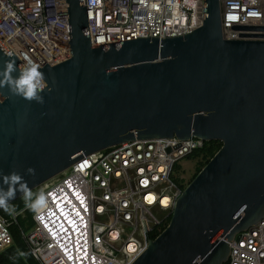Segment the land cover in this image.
Returning <instances> with one entry per match:
<instances>
[{"label":"water","instance_id":"water-1","mask_svg":"<svg viewBox=\"0 0 264 264\" xmlns=\"http://www.w3.org/2000/svg\"><path fill=\"white\" fill-rule=\"evenodd\" d=\"M67 4L71 59L47 65L23 42L43 64L45 102L0 89V172L20 173L34 190L125 141L220 140L131 264H225L228 243L264 217V25H233L252 32L225 39L219 0H205L203 23L189 33L93 46L87 0ZM10 59L18 76L23 63L0 39V69Z\"/></svg>","mask_w":264,"mask_h":264},{"label":"built area","instance_id":"built-area-1","mask_svg":"<svg viewBox=\"0 0 264 264\" xmlns=\"http://www.w3.org/2000/svg\"><path fill=\"white\" fill-rule=\"evenodd\" d=\"M87 2L93 46L182 35L204 20L205 0ZM219 7L225 39L252 32L233 25H264V0H219ZM0 39L23 64L25 57L38 62L25 40L47 65L66 62L72 57L67 0H0ZM204 142L135 139L85 157L32 190L48 195L43 215L26 209L23 197L17 214L0 211V253L13 245L18 225L38 264H131L169 225L187 187L179 166ZM28 217L27 231L19 219ZM228 244L225 264H264V217Z\"/></svg>","mask_w":264,"mask_h":264},{"label":"clouds","instance_id":"clouds-1","mask_svg":"<svg viewBox=\"0 0 264 264\" xmlns=\"http://www.w3.org/2000/svg\"><path fill=\"white\" fill-rule=\"evenodd\" d=\"M42 67L43 64L25 57L23 66H19V75L13 76V73L17 71L15 60L5 61L4 67L0 69V89L7 88L13 96H19L29 102L34 101L42 105L45 100L41 93H44L46 89L51 91L45 74L41 71ZM26 171L32 176L36 175V170L33 167L27 168ZM0 177H2L0 208H3L5 212L10 215L17 214L16 207L10 203L15 199L17 191L22 193L25 208L35 213L37 217L43 215L48 209V195L43 190L33 192L20 173L16 171L9 174L0 172ZM3 185H7V188Z\"/></svg>","mask_w":264,"mask_h":264},{"label":"trees","instance_id":"trees-1","mask_svg":"<svg viewBox=\"0 0 264 264\" xmlns=\"http://www.w3.org/2000/svg\"><path fill=\"white\" fill-rule=\"evenodd\" d=\"M221 148V141L220 140H206L204 142V147L202 149L195 150L193 154L196 156L200 154H205L204 158H209L206 161V164L209 160L218 152ZM192 157V155H190ZM189 156V157H190ZM200 171V170H199ZM23 204L21 198L16 200L12 203L16 208L21 207ZM23 219H19V224L22 223ZM26 220L31 219L28 217ZM32 223V221H31ZM13 232V245L0 253V264H38L33 258L30 252L28 245L22 239L21 232L19 230L18 225H14L12 227ZM152 238H155V234H151ZM24 253V255H21Z\"/></svg>","mask_w":264,"mask_h":264},{"label":"rangeland","instance_id":"rangeland-1","mask_svg":"<svg viewBox=\"0 0 264 264\" xmlns=\"http://www.w3.org/2000/svg\"><path fill=\"white\" fill-rule=\"evenodd\" d=\"M193 153L191 154L192 157L191 156L187 157L182 161L177 171V176L180 179V181L184 184V186H188L190 184V182L206 166V161L207 159H209L208 157L204 158L205 154H200L196 156ZM22 223L26 226L27 231L31 229L32 223L30 220L24 219L22 220Z\"/></svg>","mask_w":264,"mask_h":264}]
</instances>
